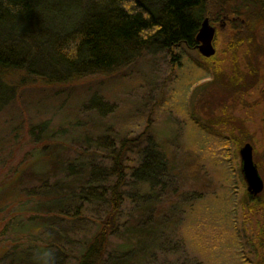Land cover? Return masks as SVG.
<instances>
[{
	"label": "trees",
	"instance_id": "trees-1",
	"mask_svg": "<svg viewBox=\"0 0 264 264\" xmlns=\"http://www.w3.org/2000/svg\"><path fill=\"white\" fill-rule=\"evenodd\" d=\"M229 15L244 21L230 22L231 49L240 38L251 43L264 0H0V111L23 85L117 74L145 54L175 58L196 47L207 17ZM90 97L84 105L101 123L72 115L59 128L30 126L35 150L0 186V264H145L156 249L182 248L181 237L169 238L176 210L193 212L203 195L180 186L168 151L151 137L117 132L107 121L115 106ZM168 192L177 201L165 204ZM245 199L251 211L264 210V191L247 190ZM259 227L253 264H264Z\"/></svg>",
	"mask_w": 264,
	"mask_h": 264
},
{
	"label": "rangeland",
	"instance_id": "rangeland-1",
	"mask_svg": "<svg viewBox=\"0 0 264 264\" xmlns=\"http://www.w3.org/2000/svg\"><path fill=\"white\" fill-rule=\"evenodd\" d=\"M233 19L243 17L211 21L229 23V35L221 32L217 40V53L224 50L225 56L205 57L181 47L175 58L164 52L145 54L117 74L63 86H20L17 100L0 111V186L35 150L31 125L46 121L59 128L72 115L101 123L84 105L99 93L116 108L107 117L109 125L127 137H151L169 152L180 186L203 195L193 212L176 210L178 227L169 238L176 242L181 237L182 248L156 249L145 264H253L264 210L251 211L246 204L240 150L247 142L253 145L264 179V23L251 25L253 42L231 49ZM174 193L166 194L165 204L176 200ZM167 234L161 233L163 241Z\"/></svg>",
	"mask_w": 264,
	"mask_h": 264
},
{
	"label": "water",
	"instance_id": "water-1",
	"mask_svg": "<svg viewBox=\"0 0 264 264\" xmlns=\"http://www.w3.org/2000/svg\"><path fill=\"white\" fill-rule=\"evenodd\" d=\"M216 29L207 17L201 24V28L197 34V41L200 42L199 50L205 57H211L216 54L213 45ZM241 170L245 181L247 182V190L250 194L257 196L264 191V179L260 174L258 165L254 160V147L247 142L240 150Z\"/></svg>",
	"mask_w": 264,
	"mask_h": 264
},
{
	"label": "flooded vegetation",
	"instance_id": "flooded-vegetation-1",
	"mask_svg": "<svg viewBox=\"0 0 264 264\" xmlns=\"http://www.w3.org/2000/svg\"><path fill=\"white\" fill-rule=\"evenodd\" d=\"M214 27H215V29H216V34H215V38H214V41H213V45H214V47H215V49H216V54H218L220 57L221 56H225V54H224V50H222V51H219V53H217V51H218V49H217V40H218V38H219V34H221V32L222 33H224L223 35H229V23H227V22H224V23H222V24H220V25H218L217 23H211ZM241 35H243V34H241ZM245 41H247V40H245ZM245 41H242L241 40V38H240V44H238V45H243L242 43H245ZM248 42V41H247ZM200 42H198L197 41V44H196V47L194 48L195 50H198L199 51V53L201 54V52H200V50H199V46H200ZM216 54H214L213 56H215ZM202 55V54H201ZM212 57V56H211ZM239 79H241V77L239 76Z\"/></svg>",
	"mask_w": 264,
	"mask_h": 264
}]
</instances>
